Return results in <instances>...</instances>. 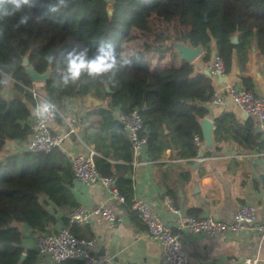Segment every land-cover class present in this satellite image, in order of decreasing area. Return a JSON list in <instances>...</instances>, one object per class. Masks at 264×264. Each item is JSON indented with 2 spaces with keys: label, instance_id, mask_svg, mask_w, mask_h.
<instances>
[{
  "label": "trees",
  "instance_id": "1",
  "mask_svg": "<svg viewBox=\"0 0 264 264\" xmlns=\"http://www.w3.org/2000/svg\"><path fill=\"white\" fill-rule=\"evenodd\" d=\"M111 1V14L104 0H72L54 18L41 20L48 0H35V8L26 9L32 15L26 27L14 29V20L0 21V81H7L0 85V264H38L32 243L24 244L25 229L37 235L60 223L81 236L84 226L69 225L68 214L78 205L69 155L59 146L48 152L22 147L31 136L28 120L36 104L33 81L21 64L23 56L28 55L38 72L49 69L42 89H35L57 105L59 124L64 116L75 119L81 139L92 146L96 168L114 179L125 198L120 206L134 218L138 215L131 209L132 148L115 111L137 110L145 127L149 160H158L166 149L172 157L189 160L197 154L193 135L202 138L199 119L208 113L206 104L214 88L203 69L177 60L170 42L201 46L206 62L215 49L224 59L226 73L232 67L233 52H243L252 38L264 51V0ZM109 40L118 56L130 61L114 80L82 76L68 87L55 83L64 67L61 52L79 44L91 54L100 42ZM51 54L57 55V61L49 64L45 57ZM240 81L253 89L249 78ZM7 86L12 89L10 95L3 94ZM87 94L99 96L103 103L85 105L82 99ZM228 121L234 122L238 138L246 142H254L260 134L254 131V117L238 122L232 112H224L215 119L216 140L221 130L227 131ZM10 141L16 143L13 151L7 145ZM180 175L190 178L187 171ZM165 192L175 196L168 186Z\"/></svg>",
  "mask_w": 264,
  "mask_h": 264
},
{
  "label": "crops",
  "instance_id": "2",
  "mask_svg": "<svg viewBox=\"0 0 264 264\" xmlns=\"http://www.w3.org/2000/svg\"><path fill=\"white\" fill-rule=\"evenodd\" d=\"M231 40L236 42L237 36ZM203 55L201 48L190 62L204 70L210 60L204 61ZM210 76L215 91L223 90L230 83L241 85V77L249 78L252 90L264 97V51H261L256 39L252 38L243 52H233L232 67L224 80L212 74ZM43 83L33 81V86L42 89ZM11 93V87L7 86L3 94ZM82 100L85 105L103 103L102 98L93 94H87ZM206 105L208 113L199 119L202 147L197 149L194 157L189 160L178 159L171 156L170 149H166L156 161L149 160L146 152L142 155L146 158L144 161L132 159L129 175L133 182V196H146L152 207L171 223H174V218L163 200L165 186L174 191L175 196H170L187 215H210L229 221L238 204L249 202L255 205L256 215L264 218V165L259 156L264 142L260 134L254 142H246L238 138L234 122L228 121L225 124L227 131L221 130L216 140L215 119L224 112H232L235 120L241 122L244 119L243 112L232 101ZM204 119L212 123L205 137L201 125ZM52 128L58 133H65L67 125L65 120L62 124L56 121ZM254 129L259 132L256 127ZM7 145L11 151L16 147L15 141ZM59 147L69 156L86 154L92 149L91 145L81 139L78 130L68 134ZM183 171L189 173V180L180 175ZM72 192L78 205L86 208L113 205L121 218L109 222L94 217L91 223L80 227L81 236L94 240L92 250L95 254L104 256L111 263L126 261L129 264H165L161 244L146 235L145 226L139 217L132 218L99 184L81 185L74 181ZM60 225L58 223L54 228ZM182 247L187 254L185 264H241L243 257H258L259 264H264V237L260 240L255 231L241 238L209 237L184 232Z\"/></svg>",
  "mask_w": 264,
  "mask_h": 264
},
{
  "label": "built area",
  "instance_id": "3",
  "mask_svg": "<svg viewBox=\"0 0 264 264\" xmlns=\"http://www.w3.org/2000/svg\"><path fill=\"white\" fill-rule=\"evenodd\" d=\"M104 8L106 11L112 10V1L104 0ZM206 69L214 76H226L224 59L216 50L212 51ZM31 91L36 103L38 100L48 99L35 87L31 88ZM225 101H232L242 112L255 118V127L264 142V97L243 85L230 83L221 91L214 90L208 104H223ZM115 117L122 124L131 143L132 159L144 161L146 158L142 155L145 153L147 137L142 133L145 127L141 116L136 109H133L128 112L118 111L115 113ZM64 120L67 129L65 133H58L51 128L56 122V116L41 122L32 115L28 120L31 136L27 141L22 142L23 149L48 152L59 146L68 134L77 132L79 128L75 119L64 116ZM193 141L197 149H200L202 146L200 135L195 133ZM93 154V149H89L86 154L71 156L70 164L74 181L81 185L99 184L109 197L120 205L125 201L123 194L119 192L112 177L102 175L98 171ZM259 156L264 165V146L259 150ZM163 200L167 210L174 218V223L166 220L156 211L144 195L132 197L131 209L136 212L145 226L146 235L161 244L165 264L187 263V254L182 247L184 232L209 237L241 238L248 237L251 231H255L260 240L264 237V218H259L256 215L255 205L252 203L238 204L232 219L227 221L210 215H187L183 209L176 206L173 197L168 194L164 195ZM94 217L109 222L121 219L113 205H97L93 208L77 205L68 214L69 225L72 223L86 225L91 223ZM31 240L38 264H52L65 259H78L82 261V264H129L126 261L111 263L104 256L95 254L92 250L94 245L92 238L75 235L69 226L62 224L52 231L33 235ZM241 264H259V258L243 257Z\"/></svg>",
  "mask_w": 264,
  "mask_h": 264
},
{
  "label": "clouds",
  "instance_id": "4",
  "mask_svg": "<svg viewBox=\"0 0 264 264\" xmlns=\"http://www.w3.org/2000/svg\"><path fill=\"white\" fill-rule=\"evenodd\" d=\"M72 0H48L46 9L41 13L40 19L54 18L62 9L66 8ZM35 8V0H0V21L14 20L12 27L19 29L26 27L32 15L26 9ZM62 72L55 83L68 87L78 82L82 76L92 80L108 77L114 80L117 72L130 61L118 56L116 45L112 41L100 42L95 50L91 52L88 47L75 45L70 50L60 53ZM51 64L57 61V55L51 54L45 57ZM7 81H0V85H6ZM32 115L43 122L57 115V105L50 99L38 100Z\"/></svg>",
  "mask_w": 264,
  "mask_h": 264
},
{
  "label": "water",
  "instance_id": "5",
  "mask_svg": "<svg viewBox=\"0 0 264 264\" xmlns=\"http://www.w3.org/2000/svg\"><path fill=\"white\" fill-rule=\"evenodd\" d=\"M109 14H111L112 10L107 11ZM170 45L174 47V51L178 54V57L181 60L184 61H191L197 55L201 49V46H196L192 47L188 43H183V42H170ZM24 67H26V73L28 76L32 79V81H39V82H44L46 78L48 77L49 74V69H46L44 72H38L33 66L29 64V59L28 55H25L22 57V63ZM203 72L207 75H210V72L208 69H204ZM220 80H224V76H219L218 77ZM107 90H109L108 87H106ZM243 118H247L248 115L246 113H242ZM202 128H203V135L204 137L207 136L208 131L212 127V123L208 121L207 119H204L203 122H201ZM202 147V146H201ZM200 155L202 154V151L199 153ZM69 159H71V156H69ZM30 238H33V234L30 233L27 235ZM30 247V246H28Z\"/></svg>",
  "mask_w": 264,
  "mask_h": 264
},
{
  "label": "rangeland",
  "instance_id": "6",
  "mask_svg": "<svg viewBox=\"0 0 264 264\" xmlns=\"http://www.w3.org/2000/svg\"><path fill=\"white\" fill-rule=\"evenodd\" d=\"M75 105V104H74ZM76 106V105H75ZM25 233H26V237L24 239V244L25 245H29V243H32L31 242V239L27 236L28 234H30V232H28V229H25Z\"/></svg>",
  "mask_w": 264,
  "mask_h": 264
}]
</instances>
